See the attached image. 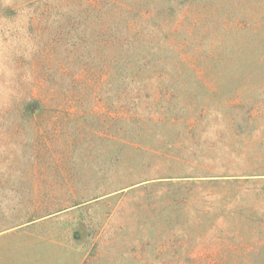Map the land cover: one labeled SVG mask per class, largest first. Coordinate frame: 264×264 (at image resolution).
<instances>
[{
    "label": "rangeland",
    "instance_id": "obj_1",
    "mask_svg": "<svg viewBox=\"0 0 264 264\" xmlns=\"http://www.w3.org/2000/svg\"><path fill=\"white\" fill-rule=\"evenodd\" d=\"M0 264H264V0H0Z\"/></svg>",
    "mask_w": 264,
    "mask_h": 264
},
{
    "label": "crops",
    "instance_id": "obj_2",
    "mask_svg": "<svg viewBox=\"0 0 264 264\" xmlns=\"http://www.w3.org/2000/svg\"><path fill=\"white\" fill-rule=\"evenodd\" d=\"M51 243H53V241H50ZM54 245H56V243H53ZM74 250V249H73ZM74 252H75V250H74ZM80 252V251H79Z\"/></svg>",
    "mask_w": 264,
    "mask_h": 264
}]
</instances>
